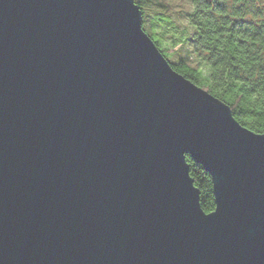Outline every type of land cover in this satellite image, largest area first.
I'll return each instance as SVG.
<instances>
[{"label": "water", "instance_id": "95a60500", "mask_svg": "<svg viewBox=\"0 0 264 264\" xmlns=\"http://www.w3.org/2000/svg\"><path fill=\"white\" fill-rule=\"evenodd\" d=\"M0 264H264V133L134 0H0Z\"/></svg>", "mask_w": 264, "mask_h": 264}, {"label": "trees", "instance_id": "16d2710c", "mask_svg": "<svg viewBox=\"0 0 264 264\" xmlns=\"http://www.w3.org/2000/svg\"><path fill=\"white\" fill-rule=\"evenodd\" d=\"M134 2L142 13L143 30L171 67L226 103L240 124L264 133V0ZM150 15L154 27L158 20L173 18H186V25L172 37L170 46L162 47L146 22ZM177 45V57L172 59L166 50ZM186 161L201 207L209 213L215 208L211 177L189 154Z\"/></svg>", "mask_w": 264, "mask_h": 264}, {"label": "rangeland", "instance_id": "374dc122", "mask_svg": "<svg viewBox=\"0 0 264 264\" xmlns=\"http://www.w3.org/2000/svg\"><path fill=\"white\" fill-rule=\"evenodd\" d=\"M171 3H182L183 4V0H170ZM185 6L181 7L184 8ZM151 19V15L146 17V22L150 25H152L153 31H155V37L159 40L160 39V44L162 47H166L167 45L170 46L171 43V39L172 37H174V35H179L181 29L183 27H185L186 25V18H183L180 20H175L173 18V20H170V22H165L162 20H158L157 21V26L154 27V24L152 23ZM154 37V40H155ZM179 47V45L175 46V47H170L169 49L166 50V52L168 54H170V56H172L171 58H176V49ZM178 53V52H177ZM168 58V57H167Z\"/></svg>", "mask_w": 264, "mask_h": 264}]
</instances>
